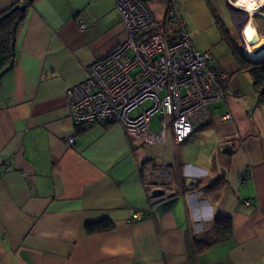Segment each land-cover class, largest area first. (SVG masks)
Instances as JSON below:
<instances>
[{
	"label": "crops",
	"instance_id": "obj_1",
	"mask_svg": "<svg viewBox=\"0 0 264 264\" xmlns=\"http://www.w3.org/2000/svg\"><path fill=\"white\" fill-rule=\"evenodd\" d=\"M145 1L163 16L167 0ZM211 1L178 0L180 13L194 17L205 2L241 50ZM15 2L0 0V13ZM220 36L190 39L226 72L224 99L184 141L175 143L168 126L164 144L145 146L116 123L75 126L65 104V90L125 38L114 0L32 3L0 74V264H264V103ZM150 126L161 129L159 115ZM162 159L197 187L152 198L144 168ZM216 217L230 220L231 236L196 252ZM104 222L109 229H97Z\"/></svg>",
	"mask_w": 264,
	"mask_h": 264
},
{
	"label": "built area",
	"instance_id": "obj_2",
	"mask_svg": "<svg viewBox=\"0 0 264 264\" xmlns=\"http://www.w3.org/2000/svg\"><path fill=\"white\" fill-rule=\"evenodd\" d=\"M125 32L122 42L88 66L85 80L65 90V104L75 126L119 124L129 140L145 146L164 144L170 126L175 143L190 136L195 124L207 117L210 103L225 97L221 81L226 72L211 68V55L196 50L178 0H167L164 14L156 18L145 0H114ZM78 28L85 24L75 20ZM158 113L161 129L151 120ZM223 119H230L227 113ZM73 136L66 138L71 145ZM8 161L4 166L7 167ZM245 170L242 177H249ZM150 196L174 197L197 187L184 185L173 160L162 159L144 168ZM251 200H245L249 206ZM140 218V212L135 213Z\"/></svg>",
	"mask_w": 264,
	"mask_h": 264
},
{
	"label": "trees",
	"instance_id": "obj_3",
	"mask_svg": "<svg viewBox=\"0 0 264 264\" xmlns=\"http://www.w3.org/2000/svg\"><path fill=\"white\" fill-rule=\"evenodd\" d=\"M35 0H16L10 7L0 13V74L8 69L15 57L16 38L18 28L25 19L27 9ZM216 24L219 29L221 38L229 47L233 58L240 67H248L252 77L253 88L258 92V98L264 103V61H254L246 58L237 44L232 40L224 24L217 18ZM94 225L87 226L90 230ZM97 229H109L107 222L97 224ZM232 234V225L229 219L216 217L213 226L207 232L205 240L195 241L194 247L196 252H200L213 243L227 239Z\"/></svg>",
	"mask_w": 264,
	"mask_h": 264
},
{
	"label": "rangeland",
	"instance_id": "obj_4",
	"mask_svg": "<svg viewBox=\"0 0 264 264\" xmlns=\"http://www.w3.org/2000/svg\"><path fill=\"white\" fill-rule=\"evenodd\" d=\"M222 2L225 6L224 10H222L218 7L216 0L211 1L210 6L214 9V11H215L214 13L217 14V16L224 23L227 24L229 29L232 30L233 37H234L235 41L241 47L243 55L246 57V55H245L246 48L248 46L253 47L259 42L260 39H264V5H259L258 8L253 9L249 13L250 15H248V18H247V15L245 17V14H247V13H245L246 12L245 11L244 12L245 14H244L242 21L239 22V20H241L239 17V13L243 14V10L236 7V6H233V4H235L236 0H222ZM183 10H184V8H183ZM186 11H187L186 15L183 13H180V14L182 15V17L186 21L187 30H188L190 38H192V36H195L199 39H202L204 42H206V41L207 42L208 41L209 42L217 41L218 43H220V41H219L220 34L218 31V28L215 24V20L211 14L209 8L206 6L205 2L200 7L196 8L197 13L195 14L194 17H192V16L190 17L189 16L190 14L188 15L187 9H186ZM198 14L200 15V17H203L200 25H197V21H196V17ZM244 20H246V21L243 25ZM250 22L254 26H256L257 32L260 35L258 41L251 42V40L250 41L245 40V38H247V36H248V31L250 30ZM239 26H243V28L240 29ZM243 36L245 38H243ZM243 39L245 40L244 43H243ZM224 44L227 46L225 41H224ZM221 45L225 46V45H223V43H221ZM246 58H248V57H246ZM158 115L159 114L156 113L154 116L158 117Z\"/></svg>",
	"mask_w": 264,
	"mask_h": 264
},
{
	"label": "bare ground",
	"instance_id": "obj_5",
	"mask_svg": "<svg viewBox=\"0 0 264 264\" xmlns=\"http://www.w3.org/2000/svg\"><path fill=\"white\" fill-rule=\"evenodd\" d=\"M259 5H264V0H236L235 4H233V6H236V7L243 10V14L239 13V17L241 19V20H239V22L242 21L245 13H247V14H245V17L247 15V18H248V15H250L249 13L253 9L258 8ZM245 21L246 20L243 21V25H244ZM239 28L241 29V28H243V26H239ZM255 35H256V27L250 22V30L248 31L249 37L247 36V38H245L243 36V38H245V40H248V41L251 40V42H252V39L255 37ZM245 40L243 39V43ZM258 40H256V41H258ZM261 45H264V40H259V42L253 47L248 46L246 48V51H245L246 57H248L250 59H254V60L264 58V49L257 51V48H259V46H261Z\"/></svg>",
	"mask_w": 264,
	"mask_h": 264
},
{
	"label": "water",
	"instance_id": "obj_6",
	"mask_svg": "<svg viewBox=\"0 0 264 264\" xmlns=\"http://www.w3.org/2000/svg\"><path fill=\"white\" fill-rule=\"evenodd\" d=\"M239 10H240V9H239ZM258 39H259V35H258L257 31H256V35H255V37L252 39V42H255V41L258 40ZM261 49H264V45L259 46V48H257V51H260ZM249 59H250V58H249ZM251 60H254V59H251ZM254 61H257V62L264 61V58H262V59H258V60H254ZM163 193H164L163 189H161V188H156V189L153 190L152 195H153L154 197H158V196H161Z\"/></svg>",
	"mask_w": 264,
	"mask_h": 264
}]
</instances>
